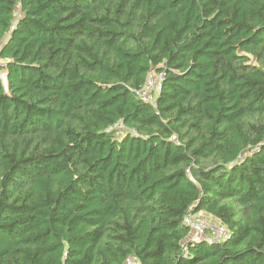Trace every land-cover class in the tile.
I'll return each mask as SVG.
<instances>
[{"label": "trees", "instance_id": "1", "mask_svg": "<svg viewBox=\"0 0 264 264\" xmlns=\"http://www.w3.org/2000/svg\"><path fill=\"white\" fill-rule=\"evenodd\" d=\"M0 59V264H264V0H0Z\"/></svg>", "mask_w": 264, "mask_h": 264}, {"label": "built area", "instance_id": "2", "mask_svg": "<svg viewBox=\"0 0 264 264\" xmlns=\"http://www.w3.org/2000/svg\"><path fill=\"white\" fill-rule=\"evenodd\" d=\"M0 62H2L1 59ZM154 74H156V76ZM163 83L164 75L152 72L144 87L137 91L139 99L147 104L152 105L153 107H156L158 99L163 91ZM114 131H117L119 136H122L126 133V129L121 123H118L107 129V132ZM135 136H137V134H135ZM184 224L191 230V239L193 242L210 240L206 236L207 234H210L213 237L212 240L215 239L217 243L223 242L229 238L227 229L211 217H206L203 212L187 215L184 220ZM127 264L138 263L131 260L128 261Z\"/></svg>", "mask_w": 264, "mask_h": 264}, {"label": "rangeland", "instance_id": "3", "mask_svg": "<svg viewBox=\"0 0 264 264\" xmlns=\"http://www.w3.org/2000/svg\"><path fill=\"white\" fill-rule=\"evenodd\" d=\"M154 75L156 76V74H154ZM206 236L210 239V240H206V241H209L211 243H217V241L215 239L212 240L213 237L210 234H207Z\"/></svg>", "mask_w": 264, "mask_h": 264}, {"label": "water", "instance_id": "4", "mask_svg": "<svg viewBox=\"0 0 264 264\" xmlns=\"http://www.w3.org/2000/svg\"><path fill=\"white\" fill-rule=\"evenodd\" d=\"M4 83H6V76H3Z\"/></svg>", "mask_w": 264, "mask_h": 264}, {"label": "bare ground", "instance_id": "5", "mask_svg": "<svg viewBox=\"0 0 264 264\" xmlns=\"http://www.w3.org/2000/svg\"><path fill=\"white\" fill-rule=\"evenodd\" d=\"M203 213H204V212H203ZM204 214H205L206 217H210V216H208L206 213H204Z\"/></svg>", "mask_w": 264, "mask_h": 264}]
</instances>
